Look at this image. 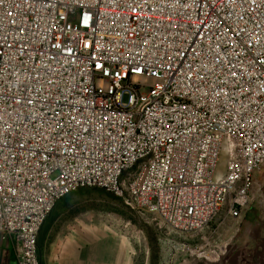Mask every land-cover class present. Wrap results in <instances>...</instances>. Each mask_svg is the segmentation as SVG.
Segmentation results:
<instances>
[{
    "label": "built area",
    "instance_id": "obj_1",
    "mask_svg": "<svg viewBox=\"0 0 264 264\" xmlns=\"http://www.w3.org/2000/svg\"><path fill=\"white\" fill-rule=\"evenodd\" d=\"M263 166L264 0H0V235L18 264H41L44 224L82 190L186 236L227 203L239 218Z\"/></svg>",
    "mask_w": 264,
    "mask_h": 264
},
{
    "label": "rangeland",
    "instance_id": "obj_2",
    "mask_svg": "<svg viewBox=\"0 0 264 264\" xmlns=\"http://www.w3.org/2000/svg\"><path fill=\"white\" fill-rule=\"evenodd\" d=\"M81 192L70 206L84 226L117 246H137L140 264H264V166L255 176L250 205L239 218L228 215L227 203L205 231L186 236L161 231L155 215L132 210L101 190ZM177 244L187 250L177 252Z\"/></svg>",
    "mask_w": 264,
    "mask_h": 264
},
{
    "label": "crops",
    "instance_id": "obj_3",
    "mask_svg": "<svg viewBox=\"0 0 264 264\" xmlns=\"http://www.w3.org/2000/svg\"><path fill=\"white\" fill-rule=\"evenodd\" d=\"M80 194L82 192L61 200L44 224L38 239L41 264H140L137 246L132 243L117 246L101 233L84 226L79 213L70 206ZM181 246L173 247L181 252ZM0 264H18L13 243L1 235Z\"/></svg>",
    "mask_w": 264,
    "mask_h": 264
}]
</instances>
